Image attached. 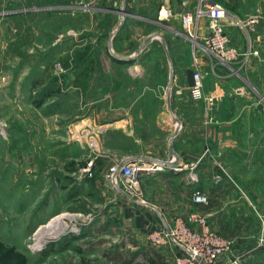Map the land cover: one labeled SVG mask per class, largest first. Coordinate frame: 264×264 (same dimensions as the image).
<instances>
[{
	"label": "rangeland",
	"instance_id": "rangeland-1",
	"mask_svg": "<svg viewBox=\"0 0 264 264\" xmlns=\"http://www.w3.org/2000/svg\"><path fill=\"white\" fill-rule=\"evenodd\" d=\"M121 1L104 2L100 7L109 8L102 10L88 8L87 0H0L2 20L27 14L24 22L9 25L21 35L20 51L45 63V88L58 85L66 99L73 85L80 96L61 125L47 117V133H35L30 141L13 140L10 120L0 112L7 129L0 134V239L24 252L28 264H176L165 247L153 246L125 223L119 193L83 168L94 160L99 174L109 165L101 159L109 152L141 155L136 159L144 166L157 168L152 173L178 165L182 152L173 148L172 129L159 122L168 120L161 118L166 111L181 119L173 112V95H185L182 67L193 70L195 58L187 47L203 46V39L190 38L175 12L166 22L144 20L139 17L144 12ZM189 1L184 12L194 6ZM0 41L7 50L8 39ZM119 109L118 114H133V126L129 119L118 123L113 114ZM145 173L138 176L144 196ZM221 182L227 191L216 204V217L210 204L197 207L193 201L196 186L190 196L182 195L184 203L195 205L191 213L207 216V225L228 241L215 264H264V198L237 197L230 191L235 183L224 177ZM53 225L56 230L48 234Z\"/></svg>",
	"mask_w": 264,
	"mask_h": 264
},
{
	"label": "crops",
	"instance_id": "crops-1",
	"mask_svg": "<svg viewBox=\"0 0 264 264\" xmlns=\"http://www.w3.org/2000/svg\"><path fill=\"white\" fill-rule=\"evenodd\" d=\"M108 1L113 0H87L88 4L97 7L94 9L102 10H108V6L100 7ZM217 1L228 11L223 23L232 44L241 52L249 51L250 55L244 64H231L221 61L204 46L187 47L186 53L189 55L191 52L195 55L194 69L181 68V78L185 79L182 84L185 95L179 93L173 95L177 104L173 112L181 118L179 119L181 125L178 120H173L174 116L168 111L161 115V118L167 116L168 120L159 122L163 128L172 129L175 138L173 148L182 152L178 167L167 168L158 173L143 171L146 172L142 179L145 204L133 205L129 200L119 196L121 205H124L125 223L142 237H147V234L158 226L160 220L157 210L170 222H173L176 215L187 216L191 213L195 205L191 201L184 203L182 195L190 196L196 190L208 194L211 200L209 204L214 208L216 217L218 210L216 204L227 191L225 183L221 182L222 177L235 183L230 191L237 197L264 198V0ZM121 2L126 4L124 5L126 7L133 6L137 12H144L142 14L145 16H139L141 19L154 22L160 20L166 22L168 8L178 15L181 22L180 14L190 8L189 0H122ZM11 15H17L14 18L17 20H2L3 18L0 17V25L5 27V29L0 28V40L8 39V43L10 39H14L13 34H16L12 33L13 26L9 24L18 20L24 22L25 18L22 17L27 14L21 11ZM133 15L138 16L134 13ZM252 15H258L260 21L251 30L249 36L239 21L247 22ZM208 23L209 19L206 16L201 21L204 34L207 33ZM162 25L167 27L165 24ZM17 31H20V28ZM15 36L17 40L14 39L12 44L9 43L7 50L5 49L7 44L0 45V112L10 120L13 140L19 141V137H22L23 141H30L35 133H47L48 126L45 128L44 122L47 117L53 118L56 125V121L61 125L64 117H68L78 106L80 96L77 97L78 93H74L77 88L73 85L68 90L66 99H61L58 85L53 86L54 89L47 90L45 63L31 60L30 56L28 59L26 53L21 52L20 47L16 45L21 35L18 32ZM17 51L21 52L23 57L19 56ZM26 51L28 53V49ZM182 55L185 56V52H182ZM196 59L204 72L203 99H195L190 90ZM88 81L87 79V84ZM119 84L117 80L115 85ZM138 96L142 97V94L136 95V100ZM94 100L92 97V101ZM119 112L120 109L117 114H113L120 118L118 123H126L129 119L128 122L131 124L128 126H133V114L130 112L118 114ZM36 120L43 123L42 126H36ZM57 131L62 133L61 129ZM59 141L61 142V139ZM139 156L141 155L136 153L109 152L101 159L111 164L119 159H136ZM194 162H198L197 180H192L189 173L190 165ZM167 182H179L175 184L184 185L185 189L183 192L177 191L176 187L168 186L170 183ZM193 186L196 187L191 192ZM69 187H73L72 184L68 185ZM159 189L166 190V196L160 194L157 191ZM198 206L203 207V204H197ZM216 226L217 229L221 227L215 222V228ZM165 252L171 251L167 249ZM171 254L169 255L173 256Z\"/></svg>",
	"mask_w": 264,
	"mask_h": 264
},
{
	"label": "built area",
	"instance_id": "built-area-1",
	"mask_svg": "<svg viewBox=\"0 0 264 264\" xmlns=\"http://www.w3.org/2000/svg\"><path fill=\"white\" fill-rule=\"evenodd\" d=\"M173 13L168 8L167 15ZM208 17L209 23L207 33L202 32L201 21ZM228 16L226 7L217 0H197L195 7L180 14L181 23L188 32L190 38L198 41L203 39V46L214 56L223 62L244 64L250 52H241L232 44L223 20ZM260 21L258 15H252L248 21H239L250 36L251 30ZM200 43V42H199ZM195 70L191 85V95L195 99H203L204 72L195 60ZM6 123L0 118V134H6ZM94 160L84 166L83 172L93 177L106 181L120 196L134 204H145V196L139 183V174L143 171H152L157 168L144 166L139 159H119L102 169L99 174L98 168L94 166ZM198 162L191 163L190 177L198 179ZM178 165H175L177 168ZM139 176V177H138ZM193 201L196 204H209L208 194L201 190L193 193ZM157 210V209H156ZM159 224L147 234L153 246L165 247L175 256L176 264H215L218 258L228 247V241L207 225V216L191 213L188 218L176 215L173 222L167 220L158 210ZM195 221L198 223L196 224ZM195 224V225H194Z\"/></svg>",
	"mask_w": 264,
	"mask_h": 264
},
{
	"label": "trees",
	"instance_id": "trees-1",
	"mask_svg": "<svg viewBox=\"0 0 264 264\" xmlns=\"http://www.w3.org/2000/svg\"><path fill=\"white\" fill-rule=\"evenodd\" d=\"M0 264H28L27 255L0 239Z\"/></svg>",
	"mask_w": 264,
	"mask_h": 264
},
{
	"label": "bare ground",
	"instance_id": "bare-ground-1",
	"mask_svg": "<svg viewBox=\"0 0 264 264\" xmlns=\"http://www.w3.org/2000/svg\"><path fill=\"white\" fill-rule=\"evenodd\" d=\"M60 216H62V215H60ZM60 216H57V217H55V218H57V219H59L60 218ZM51 224H48V225H42V227H40V232H41V230H43V228H46V227H48V226H50ZM54 230H56V225H53L52 227H49V232H48V234H53V232H54ZM45 238L47 237L48 238V236L46 235V236H44ZM44 239V238H43ZM42 239V240H43ZM40 246V245H39Z\"/></svg>",
	"mask_w": 264,
	"mask_h": 264
},
{
	"label": "water",
	"instance_id": "water-1",
	"mask_svg": "<svg viewBox=\"0 0 264 264\" xmlns=\"http://www.w3.org/2000/svg\"><path fill=\"white\" fill-rule=\"evenodd\" d=\"M88 8H97L96 6H92V5H88L87 6ZM120 8H123L124 10H127L125 7H120ZM128 11V10H127ZM120 12V11H119ZM123 14H127L125 12H123Z\"/></svg>",
	"mask_w": 264,
	"mask_h": 264
}]
</instances>
